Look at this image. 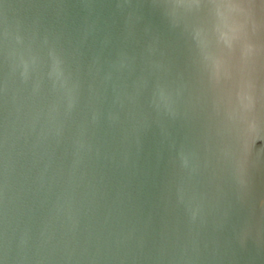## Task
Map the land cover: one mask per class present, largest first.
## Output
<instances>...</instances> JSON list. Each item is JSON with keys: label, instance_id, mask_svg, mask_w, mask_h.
Returning a JSON list of instances; mask_svg holds the SVG:
<instances>
[{"label": "water", "instance_id": "obj_1", "mask_svg": "<svg viewBox=\"0 0 264 264\" xmlns=\"http://www.w3.org/2000/svg\"><path fill=\"white\" fill-rule=\"evenodd\" d=\"M0 264H264V0H0Z\"/></svg>", "mask_w": 264, "mask_h": 264}]
</instances>
